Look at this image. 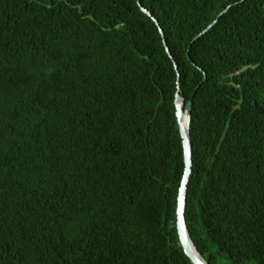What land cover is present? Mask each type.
Returning <instances> with one entry per match:
<instances>
[{
    "label": "trees",
    "instance_id": "1",
    "mask_svg": "<svg viewBox=\"0 0 264 264\" xmlns=\"http://www.w3.org/2000/svg\"><path fill=\"white\" fill-rule=\"evenodd\" d=\"M177 92L197 249L264 264V0H0V264H194Z\"/></svg>",
    "mask_w": 264,
    "mask_h": 264
},
{
    "label": "water",
    "instance_id": "2",
    "mask_svg": "<svg viewBox=\"0 0 264 264\" xmlns=\"http://www.w3.org/2000/svg\"><path fill=\"white\" fill-rule=\"evenodd\" d=\"M139 6L141 10L149 15L154 22L157 24L160 33L163 37L164 44L166 46L165 34L162 27L159 24L158 19L152 15V13L142 6L139 2ZM230 7V6H229ZM227 7L224 11H222L220 15L228 10ZM218 16V18H219ZM218 18L211 23L202 33L210 30L213 25L218 21ZM201 33V34H202ZM200 34V35H201ZM198 35V36H200ZM197 36V37H198ZM167 52L170 54V50L167 47ZM177 68V65H175ZM175 106H176V115L178 118V124L180 127V133L183 139V148H184V162H185V169L184 174L182 177V181L179 188V195H178V204H177V231L179 235L180 243L183 247L185 254L191 259L194 264H209L202 254L197 249L188 229V225L186 222L185 217V210H186V203H187V188L190 179V175L192 172V142H191V135H190V125H191V118H192V102H186L185 98L177 92L175 95Z\"/></svg>",
    "mask_w": 264,
    "mask_h": 264
}]
</instances>
